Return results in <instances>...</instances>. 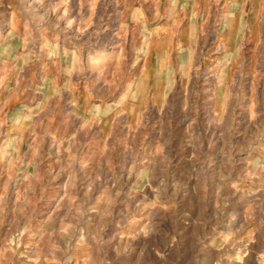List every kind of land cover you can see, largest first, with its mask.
I'll return each mask as SVG.
<instances>
[{"label":"rangeland","instance_id":"1","mask_svg":"<svg viewBox=\"0 0 264 264\" xmlns=\"http://www.w3.org/2000/svg\"><path fill=\"white\" fill-rule=\"evenodd\" d=\"M252 1L0 0V264H264Z\"/></svg>","mask_w":264,"mask_h":264},{"label":"crops","instance_id":"2","mask_svg":"<svg viewBox=\"0 0 264 264\" xmlns=\"http://www.w3.org/2000/svg\"><path fill=\"white\" fill-rule=\"evenodd\" d=\"M238 1V3H237V5H239L240 6V10L241 11H246L247 10V7L246 6H249V9L251 10V6H252V4H253V1L252 2H246V4L244 3L245 2V0H237ZM256 3H258L259 5H260V0H258ZM254 5V4H253ZM252 10H253V6H252Z\"/></svg>","mask_w":264,"mask_h":264},{"label":"bare ground","instance_id":"3","mask_svg":"<svg viewBox=\"0 0 264 264\" xmlns=\"http://www.w3.org/2000/svg\"><path fill=\"white\" fill-rule=\"evenodd\" d=\"M111 23H113V25L115 24V22H112V21H111ZM179 26H180V25H179ZM109 34H110V33H109ZM115 35H116V34H115ZM115 35H114V38H112V39H114V40H116V38H118V37L115 36ZM112 39H111V40H112ZM108 40H109V38H108ZM107 42H108V41H107ZM112 42H113V41H112ZM115 43H116V41L114 42V44H115ZM147 75H148V74H147ZM149 75H150V74H149ZM143 82H144V81H143ZM131 89H132V88H131ZM156 91H157V90H156ZM142 92H143V91H142ZM157 93H158V92H157ZM153 94H154V93H153Z\"/></svg>","mask_w":264,"mask_h":264}]
</instances>
